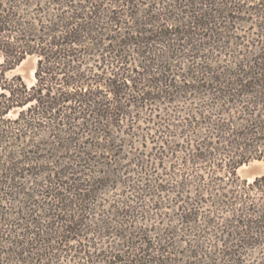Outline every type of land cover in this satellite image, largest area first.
<instances>
[{"label": "trees", "instance_id": "obj_1", "mask_svg": "<svg viewBox=\"0 0 264 264\" xmlns=\"http://www.w3.org/2000/svg\"><path fill=\"white\" fill-rule=\"evenodd\" d=\"M252 160L264 0H0V264H264Z\"/></svg>", "mask_w": 264, "mask_h": 264}, {"label": "rangeland", "instance_id": "obj_2", "mask_svg": "<svg viewBox=\"0 0 264 264\" xmlns=\"http://www.w3.org/2000/svg\"><path fill=\"white\" fill-rule=\"evenodd\" d=\"M34 66L35 58L27 57L24 59L17 67L11 71L6 72L7 76L13 74H20L22 79L28 84L34 82ZM264 171V160H252L248 163L241 165L237 172L242 178H247L248 181H251L254 176L261 174Z\"/></svg>", "mask_w": 264, "mask_h": 264}]
</instances>
